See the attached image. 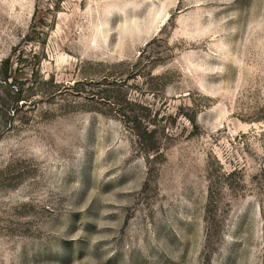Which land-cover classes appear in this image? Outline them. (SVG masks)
<instances>
[{
	"label": "rangeland",
	"instance_id": "1",
	"mask_svg": "<svg viewBox=\"0 0 264 264\" xmlns=\"http://www.w3.org/2000/svg\"><path fill=\"white\" fill-rule=\"evenodd\" d=\"M0 264H264V0H0Z\"/></svg>",
	"mask_w": 264,
	"mask_h": 264
}]
</instances>
